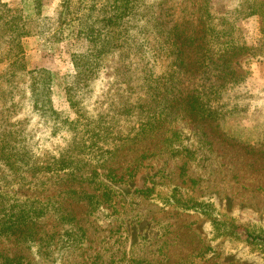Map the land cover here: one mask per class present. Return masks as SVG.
I'll use <instances>...</instances> for the list:
<instances>
[{
  "label": "rangeland",
  "instance_id": "1",
  "mask_svg": "<svg viewBox=\"0 0 264 264\" xmlns=\"http://www.w3.org/2000/svg\"><path fill=\"white\" fill-rule=\"evenodd\" d=\"M2 1L19 10L33 32L40 26L43 30L40 19L53 17L61 2ZM255 2L260 4L253 6ZM144 3L143 13L149 10L152 15L156 10L162 15L159 24L130 20L126 29L130 43L103 56L91 78L75 74L73 26L68 23L60 32L48 21L45 34L23 40L27 66L50 72L53 108L61 120L79 118L88 128L107 132L97 145L87 149L95 161L105 162L97 168L96 183L80 188L98 195L103 203L92 210L86 201L71 202L70 209L80 220L78 226L70 228L61 222L55 202L69 199L65 190L71 187L65 175L17 173L0 165V192L16 191L39 199L46 214L34 225L30 239L0 238V263L9 258V264H264V243L247 236L249 232L264 235V147L258 148L264 142V0ZM253 10L257 13H251ZM207 14L214 23L223 19L233 23L248 46L260 49L259 54L247 55L241 61L247 76L228 92L231 97L244 95L241 121L233 120L229 128L257 149L250 151L220 140L203 148L194 137L193 122L186 117L170 116L156 132L133 140L140 122L132 106L139 103L138 95L144 94L142 79L136 75L142 58L135 50L137 42L151 41L156 32L174 34L176 21H184L179 30L198 31V18ZM171 62V57L163 56L157 76L167 72ZM3 68L1 63L0 71ZM3 79L1 127L30 131L36 142L33 148L40 155L62 147L69 138L64 126L69 125L53 120L51 113L33 109L25 76L17 78L19 83L14 81V87ZM125 106L127 113H123ZM52 129L55 134L50 133ZM26 143L32 145L29 136ZM38 161L42 162L39 156ZM174 188L180 191V203L188 200L189 207L170 199ZM192 203H197L196 207Z\"/></svg>",
  "mask_w": 264,
  "mask_h": 264
},
{
  "label": "trees",
  "instance_id": "2",
  "mask_svg": "<svg viewBox=\"0 0 264 264\" xmlns=\"http://www.w3.org/2000/svg\"><path fill=\"white\" fill-rule=\"evenodd\" d=\"M144 2L146 0H61L53 17L40 19L43 30H40V26L39 30L33 32L19 10L8 7L0 0V64H4L0 78L3 77V81L12 83L11 87H14V81L19 83L17 78L25 76L29 80L28 89L33 109L51 113L53 120L69 125L64 126L68 131L67 142L55 152L49 149L41 155L33 148V143L36 142L30 131L16 126L2 128L0 125V165L17 173L49 172L65 175L71 187L65 190L69 199L66 202H55L61 222L70 224V228L78 226L77 222L80 220L75 211L70 209L71 202L86 201L88 209L92 210L103 203L98 195L80 188L85 184L96 183L95 178L100 174L97 168L105 162L95 161L90 155L92 152L89 153L87 149L97 145L102 133L107 132H101L100 128L94 126L90 129L79 118L61 120L53 108L50 72L27 66L23 40L36 34H45L51 21L60 32L61 27L68 23L73 26L75 51L72 52L71 59L75 74L91 78L99 68L103 56L130 43L132 38L128 37L126 30L130 20L135 19L145 24L154 20L155 23L152 24H159L158 20L162 19V15H157L156 10L152 11V15L148 13L149 10L143 13L147 7ZM259 4L255 2L253 6ZM253 11L251 13H257V10ZM136 14L139 15L138 18H135ZM223 20L220 22L227 26L220 28L218 25L221 23H214L209 14L202 15L198 18V25L201 27L198 31L179 30L178 27L184 21H176L174 34L162 35V31L156 32L151 41L136 40L138 46L135 50L146 62L143 64L144 59L141 58L136 67V75L142 79L140 88L144 94H139V103L132 106L137 121L140 122L133 140L137 141L141 135L156 132L166 124L170 116L186 117L193 122L194 137L203 148H210L214 141L220 140L250 151L257 149L229 128L233 120L241 121L239 115L244 107L240 105V100L244 95L231 97L228 92L247 76L241 61L247 55L259 54L260 49L248 46L239 36V29L233 23L226 22V19ZM5 42L7 47L3 48ZM165 55L172 59L170 68L157 76L158 61ZM1 88L3 85L0 82ZM9 91L14 96V90L11 88ZM128 111L129 108L125 106L123 113ZM80 117L84 120L82 113ZM7 121L8 119L3 120V123ZM50 133L55 134L56 130L52 129ZM175 134L178 136L177 132ZM28 136L32 139V145L26 143ZM134 136L135 134L132 138ZM259 147L263 148L264 142ZM38 156L42 162L38 161ZM179 192L178 188H174L170 199L189 207L188 200L180 203ZM192 204L194 207L197 205ZM45 216L43 201L16 191L0 192V238L16 236L24 239L23 241L28 240L34 235L36 222ZM247 236L252 241L264 243V235L260 233L249 232ZM9 263V258H6L0 264Z\"/></svg>",
  "mask_w": 264,
  "mask_h": 264
},
{
  "label": "crops",
  "instance_id": "3",
  "mask_svg": "<svg viewBox=\"0 0 264 264\" xmlns=\"http://www.w3.org/2000/svg\"><path fill=\"white\" fill-rule=\"evenodd\" d=\"M47 15H51V13L47 14Z\"/></svg>",
  "mask_w": 264,
  "mask_h": 264
}]
</instances>
